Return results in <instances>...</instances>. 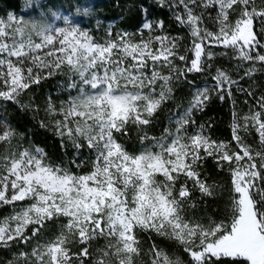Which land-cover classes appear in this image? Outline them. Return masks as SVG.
Here are the masks:
<instances>
[{"label": "snow or ice", "instance_id": "6c2138e0", "mask_svg": "<svg viewBox=\"0 0 264 264\" xmlns=\"http://www.w3.org/2000/svg\"><path fill=\"white\" fill-rule=\"evenodd\" d=\"M179 5L183 13L175 19L189 27L193 38L190 61L178 55V37L149 36L133 42L128 33H121L115 38L108 34L101 42L67 20L65 26L55 27L29 24L12 14L7 21L0 19V98L19 102L20 93L65 67L72 77L68 87L79 88L78 95L61 107L63 119L55 122L61 147L70 143L77 154L68 167L46 163L40 148L32 152L12 146L14 131L6 124L0 127V142L8 145L0 157V204L24 202L0 218V247L27 245L49 223L64 221L54 239L20 253L23 264H86L93 257L90 244L99 238L107 243L91 264H134V256L140 254L137 231L176 242L190 264H222L225 259L227 264H264V95L256 100L259 110L244 117L259 135V150L239 135L235 113V150L231 142L205 135L204 125L187 134L194 123L193 111L206 105L207 89L193 96L176 120L175 132L166 128L160 137L140 135L139 152L130 153L117 138L127 135L130 125L140 131L151 123L170 98L174 75L180 79L203 70V58L212 55L205 51L206 45L233 49L241 61L264 64L259 38L264 28L259 34L254 30L257 17L264 22V5L257 9L254 0H178ZM197 9L216 11L214 18L209 14L215 31L202 26L205 13ZM155 26L163 28V21ZM143 28L151 32L153 22H145ZM154 42L159 47L153 48ZM177 59L184 62L183 70L174 63ZM255 71L249 68L245 76ZM214 79L218 90L228 85L224 90L231 96L230 86L237 82L220 69ZM158 81L162 82L159 91ZM47 111H56L51 102ZM85 147L94 159L89 172L78 174L71 165L81 167L76 161ZM207 158L227 169L230 188L225 217L217 221L209 216L205 223V217L188 213H195L203 198L216 196L217 185L207 183L199 171ZM197 191L200 199H194ZM75 243L80 248L73 253L69 245ZM18 259L14 255L9 264ZM148 264L185 262L170 258L153 244Z\"/></svg>", "mask_w": 264, "mask_h": 264}, {"label": "trees", "instance_id": "16d2710c", "mask_svg": "<svg viewBox=\"0 0 264 264\" xmlns=\"http://www.w3.org/2000/svg\"><path fill=\"white\" fill-rule=\"evenodd\" d=\"M257 8L264 5V0H254ZM176 5V6H174ZM175 0H0V13H4L8 9L19 12L21 15L31 18L37 22L48 23L53 13L60 9L65 11L71 20L85 26L87 32L98 41L111 34L113 38L122 32L129 33L132 38L139 39L147 36L149 30L143 28L145 22L163 21V28L169 25L171 29H166L167 32H175L177 21L175 12L180 10ZM236 15H230V19L234 22ZM215 27V26H214ZM179 28V53L186 56L188 59L192 57V51L188 47L191 35L189 29L181 24ZM264 28V22L257 17L254 20V30L259 34ZM261 43L264 44V36L259 37ZM174 63L184 69V62L178 59ZM212 67V65H210ZM212 70V68H209ZM163 74H168V69H162ZM209 75L203 77L202 71L190 72L180 79H176L175 75L171 84L172 88L170 98L165 100L160 108L154 113L151 118V123L138 131L136 127L129 126L128 134L118 136L119 142L123 143L130 152H139L141 143L139 136L146 133L149 137H160L164 134L167 128L171 132H175L176 120L183 115L189 108L192 102V96L195 87L201 83L210 81ZM69 78L65 72L46 76L40 83L33 84L29 89L20 93L17 97L19 102L0 98V123L10 126L18 135L20 143L27 147L34 145L40 146L45 152L47 158L58 162L65 167L70 166L69 162L77 155L71 144L66 148L61 147V140L55 134V122L63 119V112L60 111L62 106H66V101L71 96L78 95L79 88H69ZM78 82V79H77ZM244 82V81H243ZM157 82V91L160 90ZM238 86L247 87L241 81H238ZM238 96V94H236ZM236 96V97H237ZM240 99L243 97L238 96ZM249 103H245L244 109L255 107L258 95L253 91L252 95L246 93ZM51 102L56 111L48 112L47 105ZM247 102V101H246ZM245 111V110H244ZM232 104L229 99H218L216 96L209 97L202 111H193L192 119L199 121L201 117L205 119L204 123L208 127L210 135L217 138H227L232 141V131L230 121L232 119ZM256 141H252L254 145ZM92 153L87 147L79 154V159L76 161L82 162L84 159L90 158ZM87 163L81 164L79 169L86 168ZM72 170L75 165H71ZM207 183L217 185L215 198H203L200 207L195 211L197 217H211L217 221L223 219L226 215L225 209L229 201L230 176L227 169L221 170L217 167L214 159L207 158L202 162V167L199 168ZM195 199H200V193H194ZM205 205L206 210H205ZM64 222L58 220L56 223H49L42 231L40 236L34 238L31 243L11 244L6 248H0V258L6 255L19 257L16 264L23 261L19 253L27 251L29 248L39 243H44L46 240L52 239L59 232V225ZM155 244L170 256L179 257L190 264L189 256L183 251V248L176 242L158 236L155 233H140L139 248L140 254L134 256V264H148L150 260V249ZM106 245L104 238L95 239L91 242L90 248L93 253L91 259L97 258V250L103 249ZM72 250L78 251L79 243L72 244ZM21 250V251H20ZM75 253V252H73ZM91 259L86 260V264H91ZM222 264H227V259L222 261Z\"/></svg>", "mask_w": 264, "mask_h": 264}, {"label": "rangeland", "instance_id": "374dc122", "mask_svg": "<svg viewBox=\"0 0 264 264\" xmlns=\"http://www.w3.org/2000/svg\"><path fill=\"white\" fill-rule=\"evenodd\" d=\"M175 1H177V3H178V0H175ZM174 6H176V5H174ZM180 8H181L180 10H177L175 12V16L178 13H180V14L183 13V6ZM257 9H259V8H257ZM201 11H204V13H205L202 26H206L209 30L215 31L216 25L213 23L212 19H209V14L211 15V17L214 18L216 16V11H214L212 9H207V10L197 9V13H199ZM9 14H12L14 17L18 18L19 20L25 21L29 24H31L33 22H37L31 18H28V17L21 15L19 12L13 11L12 9H8L4 13H0V19L7 21V17L9 16ZM236 18H237V16L235 17V19ZM65 20H67V22L74 24L75 26L81 28L82 30L87 31L85 26H82V25L78 24L76 21L71 20L69 15L65 11L60 10V9L56 10L53 13L51 20L47 24H50V25L55 26V27H63V26H65ZM180 26H181V24H179L178 22H177L176 27L173 26L174 28H176L175 32H167L166 29H171V26L169 25V23H168V26L165 28H158V27L153 26V30L151 32L149 31L147 36L141 37L139 39H134L128 33L129 34L128 38L131 39L133 42H138L142 38L147 40L149 38V36H152V37L168 36V37H178L179 38V36H178L179 35L178 34L179 28L178 27H180ZM185 26L189 29V27L187 25H185ZM189 31H190V29H189ZM122 33H126V32L124 31ZM34 39H35V37H34ZM192 40H193V38L191 37V40L189 41V44H188V47L190 48V50L192 48ZM180 41H181L180 39L177 41L178 44L180 43ZM156 47H159V45L154 42L153 48H156ZM205 51L206 52L211 51L212 55L210 57L205 56L202 60V63H203L202 76L205 77V76L209 75L211 80L199 83L194 89L193 96L198 91H202V90L207 89L208 97L216 96V97H218V99H220V96L224 95V97L226 99H229L230 103L232 104V116H231L232 119L230 121L231 131H232V125H233V114L235 113L236 117H237V122L241 125L239 135L242 137V139L244 140V142L246 144L250 145L254 150H259V146H260L259 135L256 132L255 128L251 126L250 122L246 121L244 119V117L249 116L252 112L258 111L259 109L255 108V107H251V108L249 107L247 109H244V105H245V103H249V104L251 103V102H248V100H247L248 98H246V93H248V92L252 93L254 91L258 95V97H260L261 95H264V64H261L260 62H255V64H253V62H250V61H241L236 57L233 49L225 48L223 46H219V45H215V44L206 45ZM179 55H182V53H179ZM192 58H193V53H192V57L188 60L190 61ZM210 65H212V67H210ZM252 67H255L256 71L251 76H245V71L249 68H252ZM209 68H212V70H210ZM218 69L225 71L231 77L232 80L237 82L236 84H233L230 86L231 96H228L227 92L224 90V89H227L229 87L228 85H225L224 89H220V90L217 89V81L214 78L217 76V70ZM61 72L62 73L65 72L68 75L69 81L71 82L72 77H71V73L69 72V70L65 67L61 71L56 72L55 74H59ZM76 79H78V77ZM238 81H241L247 87L238 86ZM240 88L244 89L245 91H240L239 90ZM4 90H6V89H4ZM236 94H238V96L241 95L243 98L240 99ZM193 96H192V100H193ZM202 119L205 121V119L203 117H201V119L199 121L193 120L194 123L187 127V134L188 135L195 134V132L200 130V126L204 125V134L205 135L210 136L213 140H216V141H224L226 143L231 142L230 147L233 150L236 149L237 146H236L234 141L228 140L227 138H217V137H213L212 135H210L208 127L205 125V123ZM3 125L4 124L0 123V127H2ZM245 126H247L246 131H245ZM14 133H15V135L11 140L12 146H19V148L21 150L24 148H28L32 152H34L36 148L42 149L40 146H37V145H34L32 147L25 146L24 144L20 143V141L18 140L17 133L15 131H14ZM253 140L256 141V143L254 145H252ZM7 148H8V145L6 143L0 142V157H2L3 155L6 154ZM201 154L203 155V153H201ZM93 159H94V154L92 153L90 158H88L86 160L84 159L82 161V162L87 163L86 168H84V169L75 168L72 171L75 173H78V174H84V173L89 172L91 170V161ZM45 162L46 163L50 162V163L55 164V165H61L58 162L50 160L49 158H47V156H46ZM257 162L259 163V161H257ZM78 164H83V163L78 162ZM194 199H195V197H194ZM22 203H24V202H16L15 205L0 204V218L6 217V216H9L10 214H12L13 208L14 207L18 208V206ZM188 214L194 215V213L191 210H189ZM206 223H207V221H206ZM140 233L141 232L137 231L138 241L140 238ZM54 238H55V236L52 237V239H54ZM106 243H107V241H106ZM77 244L78 243H75V245H77ZM71 246H72V244L69 245L70 248H71ZM33 247L29 248L27 251H24V252H31ZM0 248H6V247H0ZM79 248H80V245H79ZM71 251L77 252V251L72 250V249H71ZM78 251H79V249H78ZM20 253H19V255H20ZM168 256L172 259H175V257H173V256H170V255H168ZM13 259H14V255L10 256V255L5 254V256L3 258H0V264H9V261H13ZM22 259H23V257H22ZM17 261H16V263H17ZM19 262L21 264H23V261L19 260Z\"/></svg>", "mask_w": 264, "mask_h": 264}]
</instances>
